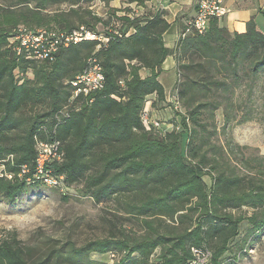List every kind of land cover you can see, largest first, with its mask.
Instances as JSON below:
<instances>
[{
	"label": "trees",
	"instance_id": "obj_1",
	"mask_svg": "<svg viewBox=\"0 0 264 264\" xmlns=\"http://www.w3.org/2000/svg\"><path fill=\"white\" fill-rule=\"evenodd\" d=\"M92 1L39 0L38 6L32 8L0 11V163L5 166L3 174H13V179L0 176V199L14 204L42 183L35 177L37 139L58 140L64 160L47 168L54 176H65L67 188L85 179L89 153L98 148L102 170L91 174L82 189L95 202L117 194V199H127L128 213L137 208L145 216H172L187 209L196 198L191 210L200 215L194 228L182 233L170 224L156 227L155 221L145 219L150 234L100 239L82 247L73 245L66 259L63 249L32 259L20 241L4 240L0 243V264H104L92 261V253L113 254V264L149 260L152 264H194V249L210 253L206 264H224L223 257L239 235L242 221L249 220L255 231L264 227V165L258 163L250 168L254 174L241 175L230 158H225L224 153L218 155L222 149L218 151L212 142L217 130L216 112L222 110L224 129L252 120L264 122V97L260 101L253 93L260 72L264 71V35L253 21L248 23L246 33L231 34L218 25L219 19H214L207 33L192 34L170 50L163 43L169 24L161 12L148 17L120 16L119 11L111 9L114 0H101L111 10L108 18H103L90 10ZM121 1L144 6L151 0ZM48 8L54 13L44 14ZM117 18L125 25L121 32L111 25ZM102 22L109 25L105 34L98 29ZM19 24L32 32L44 29L58 35L72 34L84 27L111 39L106 46L98 40L70 46L59 44L54 60L38 59L17 39L19 33L12 28ZM131 29L134 32L127 36ZM115 31L120 36H115ZM221 40L223 44L217 51L204 54L215 50ZM175 52L181 77L176 90L186 110L185 115L181 114L183 131L166 136L149 133L141 115L150 96H156L154 107L167 102L159 76L164 59ZM93 55L104 67L105 89L94 95L92 105L63 118L61 110L71 95L66 82L80 74ZM244 58L250 62L245 63ZM142 68L150 70L151 75L142 78ZM121 80H126L125 87L120 85ZM239 89L241 93H237ZM40 97L50 108L25 122L21 110ZM21 125L23 135L8 140V132ZM184 134L188 136L186 142L182 139ZM244 163L251 165L249 161ZM24 166L29 170L22 174ZM213 173L214 183L209 191L203 178ZM68 194L62 193L65 201ZM241 206H249L253 214L247 217L221 209ZM158 248L161 250L155 254Z\"/></svg>",
	"mask_w": 264,
	"mask_h": 264
},
{
	"label": "rangeland",
	"instance_id": "obj_2",
	"mask_svg": "<svg viewBox=\"0 0 264 264\" xmlns=\"http://www.w3.org/2000/svg\"><path fill=\"white\" fill-rule=\"evenodd\" d=\"M38 2L39 0H0V11L2 9L18 10L27 7L32 8L38 6ZM94 5L93 10L95 13L103 18H108L107 15L111 12L110 9L106 11L98 1ZM111 5L113 4L111 3ZM51 8L43 10V13H54V11L50 12ZM111 9L112 11H119L120 16L133 13L140 17H148L154 14L145 5H132L120 10L112 6ZM73 20L78 22L76 17ZM21 24L16 25V28H12L14 33H19L20 29L27 30V26ZM111 25L114 28L120 29V32L125 27L121 21H118V18ZM108 26L107 22H102L99 24L98 29L101 33L105 34ZM222 44L223 41L221 40L215 45V50L210 52L204 51V54H213ZM244 60L246 61L245 63L250 62L246 58ZM129 67L131 70V66ZM140 75L141 77L143 76L142 74ZM259 77L260 79L253 93L261 101V98L264 97V71L260 72ZM178 78H181L179 74ZM237 93H241V90L239 89ZM246 93L244 92V94ZM176 97L180 102L177 90L171 96L170 103L167 106H161L157 109H153L152 106L150 107L153 96L147 99L144 110L147 108L152 118L162 122L161 129L158 132L165 133V130L168 132L173 130L180 133L183 131L181 127L178 130V127L182 124L181 114H185L186 110L181 102L179 107L182 109V112L180 113V110L175 108L174 101ZM49 108L50 105L45 101V98L40 97L39 101L30 103L21 110V118L27 122L35 114L42 113ZM216 126L217 130L212 138V142L216 145L218 151L222 149L221 153L218 152V155L223 156L222 154L224 153L225 158H230L229 161L232 165L238 167L237 170L241 175L251 173L249 172L250 168H253L258 163L264 165L263 121L252 120L243 124H233L224 129L223 113L222 110H219L216 112ZM23 130L24 125H21L12 133L8 132L7 139H18L19 137L17 136L23 135ZM147 132L156 133L154 131ZM182 139L186 142L188 136L184 134ZM183 154L186 155L185 147L183 148ZM87 161L88 171L85 174L86 177L80 182L72 183L67 188L69 192V199L67 201L63 199L62 190H56L53 187H49V185L43 184L44 181L42 179V183L37 185L35 190L21 195L14 204L6 203L0 199V243L4 240L12 241L17 239L23 247H26L30 251L32 259L48 255V253L55 249H63V255L66 259L68 257V249L73 245L82 247L91 241L100 239L120 238L122 235L139 237L150 234L152 231L144 224L145 219L155 221L156 227L157 225L170 224L180 233L189 228H194L197 222L196 219L200 215V212L191 210V206L197 200L196 198L191 201L187 209L179 211L172 216L167 214H148L145 216L140 214L137 208L132 213H128L130 208L127 206V199L124 197H118L117 199V194L104 199L100 203L95 202L92 195L90 193L85 194L82 189H84L85 181L91 174H96L102 170L98 148L93 149L89 153ZM245 161H249L251 165L248 167L244 163ZM2 169L3 166L0 163V172ZM253 171L256 170L253 169ZM214 175V173L207 174L203 178L209 191L212 189L214 183ZM221 209L247 217L253 214V209L249 206L237 208L222 207ZM159 231L162 232V230ZM160 250L158 248L155 254L159 253ZM114 257L113 254L99 255L96 253H92L90 256L92 261L104 264H113ZM208 258L205 259V257L201 256L198 264H206ZM83 262L86 263V260ZM223 263L264 264V227L261 230L255 231L249 220L242 221L239 235L231 241L230 250L224 255ZM127 264L135 263L129 261ZM137 264H152V262L149 260L148 262H139Z\"/></svg>",
	"mask_w": 264,
	"mask_h": 264
},
{
	"label": "built area",
	"instance_id": "obj_3",
	"mask_svg": "<svg viewBox=\"0 0 264 264\" xmlns=\"http://www.w3.org/2000/svg\"><path fill=\"white\" fill-rule=\"evenodd\" d=\"M97 1L107 11L108 7L106 6L105 2L101 0H93L91 2L90 10H92L95 15L102 17L95 13V11L93 10L95 6L94 4H97ZM126 5L132 6L138 4L135 3ZM227 13L228 8L224 0H199L195 16L191 21L187 23L185 29L182 31L180 41L185 40L192 34L203 35L207 33L210 28L211 21L214 19L220 20L225 17ZM129 16L131 18H134L135 15L133 13H130ZM133 32L134 30L131 29L127 33V36H129ZM114 33L115 36H120L118 31H115ZM17 39H21V44L28 50L34 52L33 57L38 59L54 60V54L57 53L60 48L59 44H64V46H70L73 44L77 45L84 41L98 40L102 41L103 45L106 46L111 38H104L102 36H98L95 33L88 31L84 27H82L80 30L75 31L72 34L61 33L59 35L54 33V31H47L44 29L38 30L36 32L20 29ZM52 39L54 40L52 41ZM101 46V44L98 46L97 51L101 49ZM19 51H21L20 47ZM66 85L69 86V89L71 90V95L68 104L61 110V115H63V118L68 117L71 112H79L87 105H92L95 101L94 95L105 89L106 75L104 72V67L100 63L97 56L93 55L92 57H90L86 68L74 79L67 81ZM120 85L122 87H125L126 80H121ZM174 104L175 108L177 110H180L181 113L182 109H180L179 107L180 102L177 97L174 101ZM141 119L146 131H154L164 136L173 131L172 130L168 132L165 130V133L158 132L161 129L162 122L152 118L150 111L147 108L142 112ZM61 121V119L58 120L59 123ZM180 127L181 124L179 125L178 130L180 129ZM37 150L38 159L35 177L40 181L42 179L44 181V184L47 186L49 185V187H53L60 191L62 190L61 192L66 195L68 191L65 184V176H54L51 170L47 168L50 164H53L56 161L62 162L64 160V151H62V143L58 140H53L49 142L37 139ZM12 158L13 157H10V159ZM4 168L5 166H3V169L1 170L0 176L5 175L8 179H13V174L7 172L3 174ZM28 170V167L24 166L22 168V174L28 172ZM22 174H20V176ZM29 180L31 181V179ZM194 255L196 256V261H194V264H198V260L199 258H201V256L205 257V259L209 257L207 261H209L211 256L209 252L203 251L201 249H194Z\"/></svg>",
	"mask_w": 264,
	"mask_h": 264
},
{
	"label": "crops",
	"instance_id": "obj_4",
	"mask_svg": "<svg viewBox=\"0 0 264 264\" xmlns=\"http://www.w3.org/2000/svg\"><path fill=\"white\" fill-rule=\"evenodd\" d=\"M228 8L225 17L218 20V25L227 29L231 34H244L247 32L248 23L253 21L257 30L264 35V0H224ZM199 0H151L145 6L153 13L161 12L168 22L169 27L163 34V43L167 49L175 50L180 42V36L187 23L195 16ZM115 8L122 9L126 5L121 0L112 2ZM178 56L175 53L168 55L163 62L159 81L163 85L166 93L167 102L154 107L153 101L150 105L153 109L165 107L170 103L171 96L174 94L178 81ZM142 78L151 75V71L143 68L140 71ZM151 97V96H150Z\"/></svg>",
	"mask_w": 264,
	"mask_h": 264
}]
</instances>
